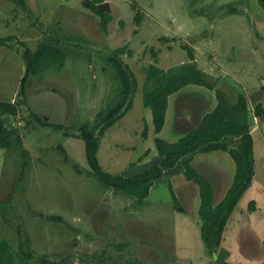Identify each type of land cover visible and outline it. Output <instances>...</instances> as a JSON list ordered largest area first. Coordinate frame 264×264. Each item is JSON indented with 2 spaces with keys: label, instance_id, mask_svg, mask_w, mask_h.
Here are the masks:
<instances>
[{
  "label": "rangeland",
  "instance_id": "374dc122",
  "mask_svg": "<svg viewBox=\"0 0 264 264\" xmlns=\"http://www.w3.org/2000/svg\"><path fill=\"white\" fill-rule=\"evenodd\" d=\"M105 1L113 17L104 30L99 16L82 0H0V37H13L0 44V99L16 101L25 46L35 49L47 39L66 52L60 69L50 66L30 77L25 98L16 102V114H6V123L20 134L22 143L0 148V242L9 241L13 264H217L201 239L195 201L181 197L188 208L186 214L174 208L171 187L184 182L183 173L164 172L142 202L108 188L90 174L79 126L89 122L94 128L97 112L118 100L121 83L108 58L126 45L118 56L138 85L130 109L100 135L98 158L110 172L133 175L143 171L159 159L158 153H151L147 159L137 160L149 150L146 146L154 145L153 139H144L139 133L145 121L153 128L151 108L143 103L146 67L154 63L167 71L189 61L180 46L188 43L215 92L222 90L235 102L243 91L255 104L256 94L264 89V40L255 42L250 25L245 22L244 26L236 16L220 18L231 10L226 6L245 0ZM246 1L253 11H246L247 17L260 20L254 26L264 36V10L258 6L264 7L263 0ZM254 1L257 5L253 7ZM224 3L228 5L222 6ZM136 13L141 23H137ZM162 36H175L176 40L163 41ZM188 86L193 91L205 88ZM254 90L257 93L248 94ZM181 99H171V115L160 137L176 140L179 136L173 125ZM253 114L254 110L251 123ZM36 115L50 124L41 125ZM258 125L252 136L260 154L261 148L264 150V118ZM208 155L224 170L226 186L235 170L233 157L223 150ZM130 161L135 164L129 165ZM255 168L256 180L264 186V157L256 158ZM247 193L233 215L247 209ZM51 215L62 220H53ZM254 235L248 216L237 238L233 237L232 249L221 243L220 252L236 264H261L259 257H248L251 253L259 256L262 248L251 247L257 243ZM240 241L245 246L240 247ZM42 257L45 259L40 260Z\"/></svg>",
  "mask_w": 264,
  "mask_h": 264
},
{
  "label": "trees",
  "instance_id": "16d2710c",
  "mask_svg": "<svg viewBox=\"0 0 264 264\" xmlns=\"http://www.w3.org/2000/svg\"><path fill=\"white\" fill-rule=\"evenodd\" d=\"M82 4L91 9L99 16V24L102 29H107L112 19L111 9L105 0H82ZM137 23H141L139 13L135 15ZM13 38L12 36L0 37V44ZM163 41L176 40L175 37L162 36ZM180 46L187 51L190 62H185L165 71L157 64L151 63L146 67V84L143 89V103L152 110V122L156 132H160L164 125L168 96L187 84H199L213 88L210 81L204 78L205 73L196 65L194 48L188 43ZM126 45L115 50L114 57H109V62L117 69L120 80V95L118 100L96 114L94 128L89 122L79 126L78 136L83 139L85 156L89 166L90 174L103 185L115 191H122L142 202L149 195L154 182L160 179L164 172L176 165L181 160L183 173L188 180L193 181L199 187L200 205L198 213L200 216L201 239L212 256H216L217 264H236L225 259L220 252L223 233L232 211L238 204L245 190L252 181L254 174V151L253 137L250 132V119L248 115V98L245 93L240 92L235 102H231L224 91L217 89V105L206 113L198 126L175 141H167L157 136L155 145L161 159L149 168L133 175H124L110 172L103 168L98 158L100 146V135L123 116L132 105V95L137 89V79L129 68L122 62L118 54L124 52ZM152 52L157 51L152 47ZM24 58V72L20 79L19 92L16 101L0 99V148H11L22 143L19 133L14 127L6 123V114L15 115L17 112L16 102L21 96L25 98L26 87L31 76L42 72L44 69L55 66L60 69L66 58V52L51 40H42L35 49L25 46L22 50ZM255 115L264 113V106L257 103L254 109ZM35 119L41 125L50 124L40 116ZM56 128H62L61 124H52ZM142 137L148 136V125L145 121L141 131ZM236 137L237 142L231 145L225 138ZM59 147V146H58ZM215 149L227 150L236 164L234 179L224 197L216 204L213 203L214 189L210 181L204 178L192 165V154L195 151H210ZM149 150H146L142 158ZM24 156L23 150H21ZM27 163L22 166L23 170ZM172 199L174 208L184 211V207L175 195L172 187ZM10 198V196H8ZM248 209H255V200H251ZM53 220H62L59 215H51ZM26 244V242H25ZM25 244H22L23 247ZM10 243L3 239L0 242V264H13V254L9 251ZM219 250L216 252V250ZM223 250V249H222ZM224 251V250H223ZM226 256V251H224ZM42 257L40 260H44ZM27 264V263H25ZM126 264H140V262H128ZM264 264V261L261 263Z\"/></svg>",
  "mask_w": 264,
  "mask_h": 264
},
{
  "label": "crops",
  "instance_id": "0c3cea01",
  "mask_svg": "<svg viewBox=\"0 0 264 264\" xmlns=\"http://www.w3.org/2000/svg\"><path fill=\"white\" fill-rule=\"evenodd\" d=\"M263 3H264V0H263ZM221 5L226 6L228 4L224 3ZM255 5H257V1L253 2V7ZM258 6H259L260 10H261V8L264 10L263 6H261V7H260V5H258ZM226 7L227 8L230 7V9H231L230 12H226V14L222 15L220 18H226V17L228 18V16L234 15V16H236L237 20L241 21L242 23L244 22V26H246L245 22H247L250 25V27L248 26V28L250 30V35L252 38L255 39V42H256V39H258V38L264 40V36L262 35V32L260 30H258L257 28H255V26H254V23H256L260 20H257L255 17H252V20H251L249 18V16L247 17V15L245 13L246 11H251L246 0L244 2H237V3L232 4L231 6L228 5ZM138 8H139V6H138ZM251 12H253V11H251ZM112 17H113V14H112ZM259 24L261 25V27H263L261 23H259ZM259 31H260V34H258ZM138 33H140V31H138ZM245 59H246V53L244 52L242 60L245 61ZM190 61L191 60L189 59V61H186V62H190ZM194 61L196 62L197 67L201 70L200 66H198V63H197L198 62L197 56L195 57ZM182 63H185V62H182ZM182 63H180V64H182ZM244 67H245V65H244ZM188 85H191V84H187V85L181 87L180 89H178L175 92H172L168 96V106L166 109L164 125H163L162 129L160 130V132L155 131L154 125H153V128L148 127V136L146 138L145 137H143V138L144 139L149 138L151 140L153 139L154 145H152L150 143V145L146 146V149L148 148L149 152L145 156H143L142 158L137 157L138 161H143V160L147 159V157L151 153L155 154V156H156V153H158V151L156 149V145H155V138L157 136H159V134L161 135L163 133V130L165 128V124L167 122V118H168V116L171 115V112L169 111L171 99L177 98L178 96L180 98H182L177 103V106H176L175 111H174V114H176V116L174 115L175 123L173 126H175L179 132V134H178L179 136H177L176 140L179 139L180 137H182L183 135H185L186 133H188L189 131H191L192 129L196 128L198 126V124L201 122L203 116L206 113L212 111L215 108V106L217 105L216 92L214 89L202 85L205 88L199 87L198 89H195L193 91ZM243 93H245V92H243ZM251 93L254 95L257 92L254 90L252 92H249L248 94H251ZM263 95H264V89H260V92L256 94V96H257L256 100H258V101L255 104L251 101V99H248L249 119L251 116V111L255 109V106L257 103H261L264 106V96ZM246 97L249 98L247 95H246ZM10 100H12V99H10ZM151 112H152V110H151ZM253 115H255V114H253ZM263 118H264V113L260 116L255 115L252 123H251V119H250V126H251L250 132H251V134L253 133L254 130L259 129L258 123H260V120ZM8 119L9 118H7V121H8ZM8 124H10V122ZM10 127H11V125H10ZM142 129L139 131L140 134H141ZM163 139L167 140V141H175V140H170L169 138H167V139L163 138ZM225 139L227 141H229L232 146L235 145L237 142L236 137H227ZM253 143H254V138H253ZM263 148H264V145H263ZM215 150L216 151L217 150L218 151L219 150L227 151L224 149H215ZM215 150H210V152L215 151ZM253 151H254V174H253L252 181H251L250 185L248 186V188L245 190L244 193L246 194L247 192L248 193L250 192V195L248 196L250 199L249 202L251 200H255V209L253 211H250L248 209V206L246 207L247 209L241 208L240 213L237 212L236 214L238 216H236V215H233L236 207L234 208V210L232 211V214L230 215V217L228 219V223L225 227V230L223 233V238H222V243H225L226 245L228 244L227 246H229L232 249V246H234L233 244L235 243V241L233 240V237L237 238L238 231L240 230V228L244 224V219H246L249 216V224H250L251 228L253 229V231L255 232L254 236H257L256 238H253L254 242H257V243H254L251 247L258 246V249H260V247H262V248L260 250H258L259 256L253 255L251 253V255H249L248 257H252V258H258L259 257L260 259H262L264 261V224H263V222H264V186L259 184V182L256 180V168H255L256 158L257 159L259 158V160H261L264 157V153H263L264 150L261 148L260 154H257L255 151V144H254ZM144 152L145 151H143V153ZM143 153H142V155H143ZM208 153H209V151H195L192 154L191 163H192L193 167L204 178H206L208 181L211 182L213 189H214L213 203L216 204L224 197L229 186L231 185V183L234 179V176H235V172H236V164H235L234 173H233L232 177L230 178V182L228 184H226V186H225L224 180H223V175L221 174L224 170L219 168L218 166H216L217 163L213 161V159L210 157V155H208ZM158 156H159V159L155 163H158L161 159V156L159 153H158ZM180 161H178L174 167L167 169L165 172L169 171L170 173H174V174H182L184 168H183L182 162H181V165H178ZM133 164H135V161H130L129 165H133ZM182 179L184 182L181 183L180 185H177L176 187L173 186V189H174V193L177 196L178 200L180 201V203L184 207V211H178L176 208L175 209L182 214L188 213V208L186 205H184L183 200H182V198H186V199L190 200L191 202H192V200L195 201V205H196L197 211H198L199 205H200L199 187L193 181L188 180L185 177L184 173L182 175ZM193 183L197 186V189L194 187ZM180 188H182V190H179ZM251 189H253V191H251ZM249 202H248V205H249ZM198 216H199V213H198ZM232 217L234 218L233 219V225H232L233 230H231V234L228 235L227 230H228V227H229V224L231 222ZM197 222L199 224H201L200 216H199V220H197ZM227 235L229 236L228 239H227ZM242 240H245V239L241 238V241ZM241 241L239 243V245H241L240 247L245 246V242L243 243ZM246 243L249 245L248 242H246ZM205 249H206V247H205ZM206 251H207V249H206ZM256 252H257V250H256ZM256 252H255V254H258ZM241 255L245 256L244 252L241 253ZM230 258H231V256H230Z\"/></svg>",
  "mask_w": 264,
  "mask_h": 264
}]
</instances>
